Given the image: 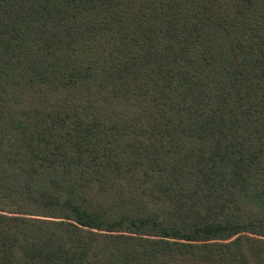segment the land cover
Masks as SVG:
<instances>
[{
    "label": "trees",
    "instance_id": "trees-1",
    "mask_svg": "<svg viewBox=\"0 0 264 264\" xmlns=\"http://www.w3.org/2000/svg\"><path fill=\"white\" fill-rule=\"evenodd\" d=\"M0 264H264V0H0Z\"/></svg>",
    "mask_w": 264,
    "mask_h": 264
}]
</instances>
